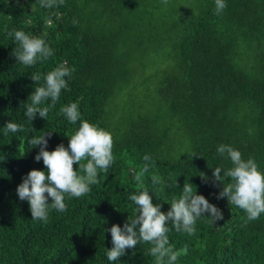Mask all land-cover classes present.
I'll return each instance as SVG.
<instances>
[{
	"label": "trees",
	"instance_id": "16d2710c",
	"mask_svg": "<svg viewBox=\"0 0 264 264\" xmlns=\"http://www.w3.org/2000/svg\"><path fill=\"white\" fill-rule=\"evenodd\" d=\"M224 2L216 14L215 0H64L52 8L40 0H0V264H155L152 245L144 242L110 262L106 229L135 218L131 194L146 189L166 213L185 182L223 219L198 218L193 235L169 223V244L180 253L176 264H264V213L247 221L244 210L217 199L223 185L213 183L215 168L223 176L233 167L217 153L221 144L254 159L264 173V0ZM161 8L172 11L161 15ZM13 30L43 39L53 55L32 67L18 64L12 53L19 44L8 35ZM149 51L165 61L151 72ZM65 62L74 69L65 77L68 88L47 119L37 114L30 122L24 104ZM32 73L40 75L38 84ZM71 103L81 120L111 134L114 163L98 170L89 193L66 195V211L49 208L46 222L33 220L16 190L31 170L46 168L35 161L39 146L29 140L52 132L47 150L67 147L80 126L60 112ZM9 121L24 131L5 136ZM146 155L152 166L141 186L134 176ZM74 169L85 175L78 164ZM153 175L163 186H153Z\"/></svg>",
	"mask_w": 264,
	"mask_h": 264
},
{
	"label": "clouds",
	"instance_id": "9594fccd",
	"mask_svg": "<svg viewBox=\"0 0 264 264\" xmlns=\"http://www.w3.org/2000/svg\"><path fill=\"white\" fill-rule=\"evenodd\" d=\"M163 2L167 4V0ZM63 3L64 0H40L42 8H52ZM225 7L224 0H215L216 14L221 13ZM48 23L50 24L51 21ZM8 35L13 36L19 44V48H15L12 53L18 64L32 67L53 55L52 49L41 38L32 37L19 30H13ZM66 63L48 72L44 76V85L35 87L29 96L30 102L24 104L25 116L30 122L37 117V114L40 118L47 119L49 109L55 107L60 98L61 90L68 88L65 77H69L74 69L66 67ZM31 79L38 84L41 77L37 73H32ZM48 100L51 101L48 107H40ZM60 112L72 124H76L79 120L78 130L69 137L67 147L59 144L53 151L47 150L48 138L51 137L52 132L30 139L29 144L39 146L35 161L42 160L46 172L31 170L23 177V182L16 190L21 201H28L33 220L46 222L49 208L57 212L66 211L65 196L80 198L89 193L90 186L98 183V170L107 172L114 163L113 138L109 132L87 120H81L77 103L62 106ZM3 130L4 135L7 136L9 132L24 131V126L9 121ZM217 153L221 156L226 155L233 165L224 171L223 176L221 168L213 170V183L223 185L217 199L227 198L230 205L244 210L247 221L258 219L264 213V173L258 169L254 159L243 160L241 153L230 145L221 144L217 148ZM144 161L146 163L134 176L141 186L143 176L152 166L149 163L150 156L146 155ZM74 164H78L79 170L85 175H79L74 169ZM200 176L207 182L208 178L205 174L202 173ZM225 179H230L231 182L225 184ZM151 180L154 187L164 184L156 175H153ZM128 198L136 205L137 215L135 218H128L123 227L116 224L106 229L111 234L112 247L106 253L110 262L119 260L127 250L135 249L138 243L144 242L152 245L149 254L155 258V264H176L180 253L174 251L169 244L167 235L169 223L176 231L193 235L198 218L208 216L213 221L223 219L222 211L203 195L194 192L192 184L187 182L183 186L180 197L168 202L171 207L166 213L161 211L160 204L153 203L152 196L146 189L131 194Z\"/></svg>",
	"mask_w": 264,
	"mask_h": 264
},
{
	"label": "rangeland",
	"instance_id": "374dc122",
	"mask_svg": "<svg viewBox=\"0 0 264 264\" xmlns=\"http://www.w3.org/2000/svg\"><path fill=\"white\" fill-rule=\"evenodd\" d=\"M160 11V10H159ZM172 10H168V9H165V8H161V15H167L171 12ZM159 13V12H157ZM169 16V15H168ZM153 21V20H152ZM173 34V33H171ZM172 39H174V34L171 36ZM172 46V41L171 40H168V38H166L164 40V47L165 48H169ZM145 68L147 70V72H151L153 71L154 69L156 68H159L160 66H162L165 61L162 60L161 58V53L160 52H153V51H149L146 55V58H145ZM135 66L136 63H135ZM120 107H123L122 105H120Z\"/></svg>",
	"mask_w": 264,
	"mask_h": 264
}]
</instances>
